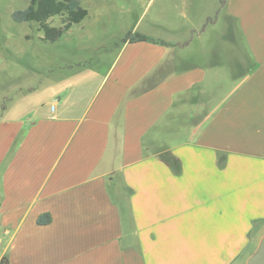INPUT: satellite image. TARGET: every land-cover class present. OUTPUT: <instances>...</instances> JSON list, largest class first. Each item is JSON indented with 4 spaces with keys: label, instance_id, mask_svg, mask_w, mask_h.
<instances>
[{
    "label": "crops",
    "instance_id": "crops-1",
    "mask_svg": "<svg viewBox=\"0 0 264 264\" xmlns=\"http://www.w3.org/2000/svg\"><path fill=\"white\" fill-rule=\"evenodd\" d=\"M144 1L151 15L126 32L166 44H118L125 32L45 73L46 112L0 111L8 264H245L255 252L264 0Z\"/></svg>",
    "mask_w": 264,
    "mask_h": 264
},
{
    "label": "rangeland",
    "instance_id": "rangeland-1",
    "mask_svg": "<svg viewBox=\"0 0 264 264\" xmlns=\"http://www.w3.org/2000/svg\"><path fill=\"white\" fill-rule=\"evenodd\" d=\"M80 2L88 15L57 42L45 43L37 24L17 23L11 17L13 11L25 9L30 0H0V111L7 110L8 117L27 118L41 106L46 112L51 89H42L45 73L53 71L60 60L66 65L78 58H91L87 50L114 43L140 15H146L147 21L153 11L144 0ZM49 22L60 26L62 17L54 16ZM141 29L149 32L152 28L147 22Z\"/></svg>",
    "mask_w": 264,
    "mask_h": 264
},
{
    "label": "trees",
    "instance_id": "trees-1",
    "mask_svg": "<svg viewBox=\"0 0 264 264\" xmlns=\"http://www.w3.org/2000/svg\"><path fill=\"white\" fill-rule=\"evenodd\" d=\"M223 3V0H222ZM88 15L87 10L82 7L80 0H30L29 5L22 10H15L11 17L17 23H35L43 32V42L54 43L62 38L75 24L80 23ZM61 16L60 26H52L50 18ZM151 42L166 44L155 40L139 32L128 31L120 39L119 43ZM49 222V216L45 215L37 220L39 225ZM0 264H8L6 257L0 259Z\"/></svg>",
    "mask_w": 264,
    "mask_h": 264
},
{
    "label": "water",
    "instance_id": "water-1",
    "mask_svg": "<svg viewBox=\"0 0 264 264\" xmlns=\"http://www.w3.org/2000/svg\"><path fill=\"white\" fill-rule=\"evenodd\" d=\"M245 264H264V233L255 252L248 257Z\"/></svg>",
    "mask_w": 264,
    "mask_h": 264
},
{
    "label": "built area",
    "instance_id": "built-area-1",
    "mask_svg": "<svg viewBox=\"0 0 264 264\" xmlns=\"http://www.w3.org/2000/svg\"><path fill=\"white\" fill-rule=\"evenodd\" d=\"M51 109H52V110L54 109V108H53V106H52V108H51Z\"/></svg>",
    "mask_w": 264,
    "mask_h": 264
}]
</instances>
